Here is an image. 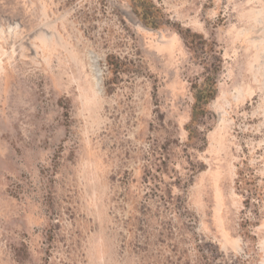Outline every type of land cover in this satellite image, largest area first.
<instances>
[{
	"label": "rangeland",
	"instance_id": "374dc122",
	"mask_svg": "<svg viewBox=\"0 0 264 264\" xmlns=\"http://www.w3.org/2000/svg\"><path fill=\"white\" fill-rule=\"evenodd\" d=\"M141 1L0 0V264H264V0Z\"/></svg>",
	"mask_w": 264,
	"mask_h": 264
},
{
	"label": "trees",
	"instance_id": "16d2710c",
	"mask_svg": "<svg viewBox=\"0 0 264 264\" xmlns=\"http://www.w3.org/2000/svg\"><path fill=\"white\" fill-rule=\"evenodd\" d=\"M133 3V7L138 17L148 26L157 27L160 25L159 21V12L155 8L154 5L145 4L141 0H131ZM148 7V8H147ZM184 39L187 44L193 45L194 42L188 43V38L186 35ZM193 89V97L194 103L192 105L191 112V122L193 124L194 121L198 118L200 114L203 112V105L207 103L210 99H212L215 95V81L212 76H207L204 78L203 82L200 84L194 83L192 86ZM189 126H187L188 128Z\"/></svg>",
	"mask_w": 264,
	"mask_h": 264
}]
</instances>
